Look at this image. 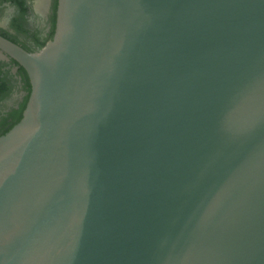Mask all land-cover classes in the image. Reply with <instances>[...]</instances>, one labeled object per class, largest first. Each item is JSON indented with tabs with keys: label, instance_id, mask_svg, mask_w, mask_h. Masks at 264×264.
Here are the masks:
<instances>
[{
	"label": "water",
	"instance_id": "water-1",
	"mask_svg": "<svg viewBox=\"0 0 264 264\" xmlns=\"http://www.w3.org/2000/svg\"><path fill=\"white\" fill-rule=\"evenodd\" d=\"M0 49V264H264V0H59Z\"/></svg>",
	"mask_w": 264,
	"mask_h": 264
},
{
	"label": "flooded vegetation",
	"instance_id": "flooded-vegetation-1",
	"mask_svg": "<svg viewBox=\"0 0 264 264\" xmlns=\"http://www.w3.org/2000/svg\"><path fill=\"white\" fill-rule=\"evenodd\" d=\"M59 0H0V36L29 53L53 38ZM31 93L26 70L0 49V136L23 116Z\"/></svg>",
	"mask_w": 264,
	"mask_h": 264
}]
</instances>
